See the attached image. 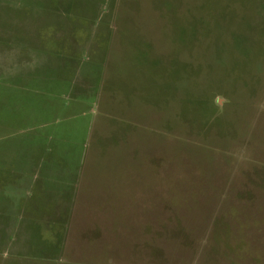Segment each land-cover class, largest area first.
<instances>
[{"label":"rangeland","instance_id":"obj_1","mask_svg":"<svg viewBox=\"0 0 264 264\" xmlns=\"http://www.w3.org/2000/svg\"><path fill=\"white\" fill-rule=\"evenodd\" d=\"M57 210L158 216L149 264H264V0H0V227Z\"/></svg>","mask_w":264,"mask_h":264},{"label":"crops","instance_id":"obj_2","mask_svg":"<svg viewBox=\"0 0 264 264\" xmlns=\"http://www.w3.org/2000/svg\"><path fill=\"white\" fill-rule=\"evenodd\" d=\"M58 212L61 213L57 214ZM74 214H62V211L57 210L52 213V216L45 214L38 215L37 219L34 218L41 227L40 236L50 235L51 239H57V245L41 246L34 252L41 254L40 264H149L148 240L142 238L145 235L138 239V235L146 232L148 227H152L154 236L155 231L159 230L158 216L152 215L149 218L148 215H134L118 218L117 215L100 213ZM24 217L29 224L24 222ZM24 217H19L23 225L14 223L10 227H0L2 234L13 229L15 241L12 244V238H7L11 236L4 235V237L0 234L3 237V243L6 242L5 245H0V264H31L21 259L22 254L26 255L29 247L24 246V241L17 238V234L20 229L26 232L31 230L30 220L34 226L36 222L33 217L30 220L25 214ZM120 221L124 223L120 224ZM134 221H144L145 224H136ZM121 237L126 238L125 241H122ZM121 245H124V248H121ZM118 250H120L119 254Z\"/></svg>","mask_w":264,"mask_h":264}]
</instances>
